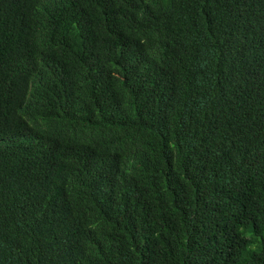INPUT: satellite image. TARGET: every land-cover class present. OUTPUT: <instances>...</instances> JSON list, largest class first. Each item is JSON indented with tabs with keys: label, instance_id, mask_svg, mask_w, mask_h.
<instances>
[{
	"label": "trees",
	"instance_id": "trees-1",
	"mask_svg": "<svg viewBox=\"0 0 264 264\" xmlns=\"http://www.w3.org/2000/svg\"><path fill=\"white\" fill-rule=\"evenodd\" d=\"M0 264H264V0H0Z\"/></svg>",
	"mask_w": 264,
	"mask_h": 264
}]
</instances>
